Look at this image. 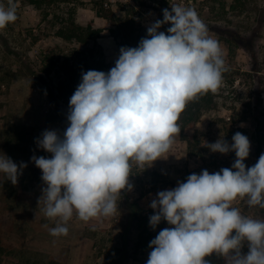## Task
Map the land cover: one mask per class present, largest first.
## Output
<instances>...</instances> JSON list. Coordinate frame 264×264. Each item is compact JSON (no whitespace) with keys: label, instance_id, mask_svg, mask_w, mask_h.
<instances>
[{"label":"rangeland","instance_id":"obj_1","mask_svg":"<svg viewBox=\"0 0 264 264\" xmlns=\"http://www.w3.org/2000/svg\"><path fill=\"white\" fill-rule=\"evenodd\" d=\"M0 3L6 5L7 0ZM15 3L17 20L0 29V154H6L18 165L24 162L27 167L15 185L0 173V264H40L46 261L44 256L63 264L142 262L154 239L145 231L144 218L154 211L150 204L156 194L175 188L192 173L200 174L206 169L211 174L230 168L236 159L234 152L214 153L205 144L220 138L232 143V136L240 132L251 144L250 155L244 161L246 167L257 163L264 153V0H66L40 7L33 0ZM173 4L194 8L209 36L219 41L228 69L220 88L215 93L208 92L211 102L204 101L200 94L187 103L177 121L180 133L164 158L144 169L133 164L129 176L132 188L122 190L114 215L85 222L74 212L66 225L68 234L52 236L49 230L56 221L44 215L42 203L38 205L44 184L42 171L31 157L51 158L35 141L45 130H58L61 134L66 130L70 97L61 103L65 112L61 116L20 65V59L39 69L44 54L63 60L73 50L88 51L97 46L109 71L124 45L119 38L128 31L135 38L146 37L147 28L155 20H162V10L171 11ZM105 10H110L112 21L105 19ZM72 20L82 27L90 24L102 30L96 43L57 37V30L66 28ZM170 26L165 24L158 31L167 34ZM6 46L13 53H7ZM59 74L60 71L55 72L54 78ZM124 192L142 213L132 223L125 253L121 239L128 221ZM246 200L237 199L233 207L246 217L264 221L261 210L249 206ZM140 231L143 244L139 241ZM241 251H249L247 241ZM219 261L225 264L223 257Z\"/></svg>","mask_w":264,"mask_h":264},{"label":"clouds","instance_id":"obj_2","mask_svg":"<svg viewBox=\"0 0 264 264\" xmlns=\"http://www.w3.org/2000/svg\"><path fill=\"white\" fill-rule=\"evenodd\" d=\"M147 28L137 47H121L107 73L88 70L70 97L68 126L45 130L36 139L51 158L33 155L44 187L38 205L56 221L52 236H66L74 212L82 221L118 211L122 190H131L133 164L144 169L169 152L187 103L200 94L218 91L225 66L218 40L192 7L171 5ZM17 20L15 0L0 3V29ZM170 24L167 34L158 31ZM211 152H234L230 168L192 173L151 201L149 218L155 230L146 264H210L213 253L225 264H264V221L246 217L233 207L237 199L264 208V153L253 166L249 138L237 132L232 143L218 139L205 144ZM27 164L0 154V173L17 184ZM234 233V234H233ZM248 242L249 251L241 249Z\"/></svg>","mask_w":264,"mask_h":264},{"label":"trees","instance_id":"obj_3","mask_svg":"<svg viewBox=\"0 0 264 264\" xmlns=\"http://www.w3.org/2000/svg\"><path fill=\"white\" fill-rule=\"evenodd\" d=\"M66 0H33V3L40 7L43 4L56 5L65 2ZM105 19L108 21H112L114 17L111 15L110 10H105L104 13ZM124 24V22H123ZM124 26V25H122ZM122 28V27H120ZM102 30L94 29L92 25H88L87 27H82L76 23V21L72 20L69 26L66 28H60L55 33L57 37H60L65 40H77L81 43L87 42H94L100 37ZM140 38H135L134 33L128 31L124 36L119 38L121 43L124 42L122 47H137L139 44ZM237 40L240 42L242 38L237 36ZM244 47L247 48L244 42H241ZM7 53H13L11 50L6 46ZM41 66L39 69L36 68L35 65H32L29 61H25L20 59V65L25 69L28 76L32 78L44 91L46 96L49 99L50 105L53 109L58 112L61 116L65 115L64 109L62 107V102L65 101L68 97H71L76 90V87L81 82V73L86 72L88 70H97V71H104L108 72V64L106 63L103 53L97 46H93L88 51H79L73 50L66 58L60 56L51 57L47 54H44L40 59ZM60 74L57 78H54L53 74L55 72H59ZM202 98L209 99L208 102H211V98L209 93L201 94ZM207 102V100H206ZM203 103V101H202ZM196 115V114H195ZM261 147L259 146V151ZM125 197V207L128 213V221L126 226L124 227L121 233V239L123 244L124 253L128 246V235L129 231L131 230L132 223L135 219L139 220L141 218V212L137 210L135 205L131 202L128 192H124ZM261 210V214L264 216V208L257 206ZM154 214L152 211L147 218H144L145 224V231L149 232L150 237H156L160 230L167 228L166 221H161L159 225L153 230L149 225V218L151 215ZM139 241L143 244V232L140 231ZM26 253V252H23ZM215 255V258L213 256ZM46 261H41L40 264H63L57 259L49 256H44ZM221 256L213 253L211 256L205 257V260L209 261L210 264H220ZM20 264H29L23 261ZM35 264V263H34ZM38 264V263H36Z\"/></svg>","mask_w":264,"mask_h":264},{"label":"crops","instance_id":"obj_4","mask_svg":"<svg viewBox=\"0 0 264 264\" xmlns=\"http://www.w3.org/2000/svg\"><path fill=\"white\" fill-rule=\"evenodd\" d=\"M166 227L167 228H170V227H173L171 225H169L167 222H166ZM149 248V247H148ZM149 250L151 251L152 249L149 248ZM148 257H149V254L146 255L145 259L142 260V262H132V263H128V264H146L147 260H148Z\"/></svg>","mask_w":264,"mask_h":264}]
</instances>
